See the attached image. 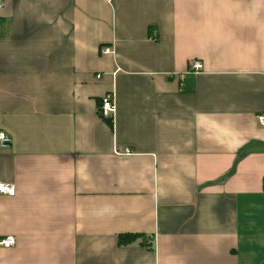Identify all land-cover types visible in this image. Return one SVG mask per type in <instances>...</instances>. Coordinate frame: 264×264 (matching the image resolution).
<instances>
[{
	"label": "crops",
	"instance_id": "0c3cea01",
	"mask_svg": "<svg viewBox=\"0 0 264 264\" xmlns=\"http://www.w3.org/2000/svg\"><path fill=\"white\" fill-rule=\"evenodd\" d=\"M262 113L264 0H2L0 264H264Z\"/></svg>",
	"mask_w": 264,
	"mask_h": 264
},
{
	"label": "built area",
	"instance_id": "2783aa9c",
	"mask_svg": "<svg viewBox=\"0 0 264 264\" xmlns=\"http://www.w3.org/2000/svg\"><path fill=\"white\" fill-rule=\"evenodd\" d=\"M2 6V0H0V7ZM112 50L110 48H104L103 53H111ZM191 68L193 70H199L201 65L198 61H193L191 63ZM115 111V103H114V94L113 92H107L101 98V104L99 107V112L103 117H110L112 119ZM257 121L259 125L264 128V114H259L257 116ZM9 137L4 131H0V144H5L9 142ZM0 193L8 194L9 196H13L15 194V188L13 185L0 182ZM15 244V239L12 236H6L4 238H0V246L8 248L12 247Z\"/></svg>",
	"mask_w": 264,
	"mask_h": 264
},
{
	"label": "trees",
	"instance_id": "16d2710c",
	"mask_svg": "<svg viewBox=\"0 0 264 264\" xmlns=\"http://www.w3.org/2000/svg\"><path fill=\"white\" fill-rule=\"evenodd\" d=\"M100 104H101V100H100ZM99 104V105H100ZM101 115V114H100ZM103 117V116H102ZM103 119L105 120V122L109 125L112 126V119L110 117H103ZM263 183H264V178H263ZM137 237L136 234H131V233H126V234H122L121 236H119V242L121 244H127L130 243L132 241H134V239Z\"/></svg>",
	"mask_w": 264,
	"mask_h": 264
}]
</instances>
